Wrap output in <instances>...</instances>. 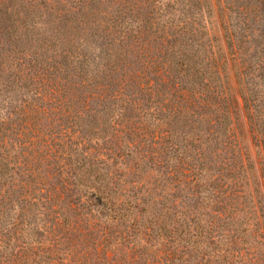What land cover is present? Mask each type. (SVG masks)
I'll return each instance as SVG.
<instances>
[{"label": "trees", "instance_id": "trees-1", "mask_svg": "<svg viewBox=\"0 0 264 264\" xmlns=\"http://www.w3.org/2000/svg\"><path fill=\"white\" fill-rule=\"evenodd\" d=\"M222 3L0 0V264H264V0Z\"/></svg>", "mask_w": 264, "mask_h": 264}, {"label": "rangeland", "instance_id": "rangeland-1", "mask_svg": "<svg viewBox=\"0 0 264 264\" xmlns=\"http://www.w3.org/2000/svg\"><path fill=\"white\" fill-rule=\"evenodd\" d=\"M218 0H213V3L216 4ZM222 4L226 7L224 8L223 14H227L232 17V19L236 21V15L242 14L244 17H248V24L246 26H243L242 24V30L238 29L241 34H244L245 36H253L254 39L257 40V18L258 15L261 14L260 8H261V2L262 0H222ZM221 11L220 7H214V10L212 11L210 15V29L211 34L215 37V44L219 52L223 56L230 57V47L228 42L227 33L225 31V28L222 24L221 20ZM241 25V24H240ZM239 28V26L234 27ZM243 40H245L246 37H242ZM243 43V48L247 50L246 53H244V57H246L247 64L244 65V68L246 67L247 70L250 71V75L252 77V73L255 75V82H257V70L252 69V65L256 66L257 64V57L254 59L252 58V54H254L255 49H257V41L251 40V38L247 37ZM257 56V55H256ZM252 64V65H248ZM250 66V67H248ZM229 77L231 79V83L233 86V90L235 93V96H237L238 99V110L235 114V127L239 135V139L241 141V144L243 146V149L248 153L251 168H252V174L253 177L256 180L257 184V178L261 181V185H263L261 188L264 192V179L262 177L263 175V167L261 163V152L259 151L257 144L253 138V130L251 129V125L249 123V111L247 106L245 107L243 99L241 97V88H246V84L239 83L236 75V70L232 66L229 65ZM253 85L248 83V86ZM264 194V193H263Z\"/></svg>", "mask_w": 264, "mask_h": 264}]
</instances>
